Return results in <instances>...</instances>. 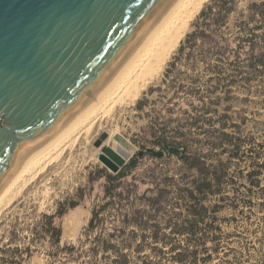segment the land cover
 Masks as SVG:
<instances>
[{
    "label": "rangeland",
    "instance_id": "obj_1",
    "mask_svg": "<svg viewBox=\"0 0 264 264\" xmlns=\"http://www.w3.org/2000/svg\"><path fill=\"white\" fill-rule=\"evenodd\" d=\"M209 1L200 3L161 67L145 83L135 90L127 88L119 93L103 112L71 134L53 155L25 176L2 202L0 264H84L86 257L71 256L61 248L76 246L79 240L85 239L83 230L91 210L102 202L104 179L101 171L111 172L99 158L101 147L109 145L125 158V165L131 158L136 159L126 182L137 185L135 208L146 210L151 216L144 230L134 225L128 227V230L136 229L131 239L133 246L139 243L147 246L139 256L133 252L130 254V264H140L143 257L157 264H173L174 252L169 246L193 243L201 244L202 248L195 264H264L263 79L257 77L246 83L237 80L227 89L218 88L211 97L214 103L209 106L210 111L201 114L197 122L190 125L182 111L198 101L192 98L189 102L182 96L176 98L175 89L164 78L165 69L180 45L178 42L192 30L195 19ZM247 2L238 0L236 10L242 9ZM177 73L200 77L195 86L202 92L205 81L212 75L200 64L194 68L180 65L170 75ZM175 129L183 135L180 138L189 140L181 145L186 154L197 157L208 154L210 164L225 167L219 193L210 194L203 201L204 220L197 223L199 232L194 237L177 233L172 229L173 222L169 221L175 212L178 213L177 223H183L187 217L186 202L177 199L167 202L166 198L175 197L170 193L160 199L163 204L150 205L151 199L170 184L167 180L190 182L198 176L195 169L188 170L177 157L181 147L165 146L161 150L152 143L151 132L169 133ZM214 132L226 134L227 139L234 138L239 145L238 154L228 141L209 149L207 143L214 142L210 138ZM103 135L105 138L100 141ZM98 142L100 145L96 146ZM254 161L261 166L260 171L257 176L249 178L248 173L256 170ZM156 184V189L146 191ZM71 201L78 202V205L58 217L59 206L66 207ZM46 216H51L52 225L60 229L58 244L49 233H44ZM76 219L80 222L78 229L64 234ZM105 221L106 232L112 226H120L116 219L111 221L106 216ZM95 234L94 230L90 236ZM150 246L162 247V252H150Z\"/></svg>",
    "mask_w": 264,
    "mask_h": 264
},
{
    "label": "water",
    "instance_id": "obj_2",
    "mask_svg": "<svg viewBox=\"0 0 264 264\" xmlns=\"http://www.w3.org/2000/svg\"><path fill=\"white\" fill-rule=\"evenodd\" d=\"M174 1L0 0V191L109 82ZM100 153L117 169L126 163L109 147Z\"/></svg>",
    "mask_w": 264,
    "mask_h": 264
},
{
    "label": "trees",
    "instance_id": "obj_3",
    "mask_svg": "<svg viewBox=\"0 0 264 264\" xmlns=\"http://www.w3.org/2000/svg\"><path fill=\"white\" fill-rule=\"evenodd\" d=\"M237 2L238 0H210L198 14L192 30L183 37V41L182 38L180 39L181 43L178 42L180 45H177L179 47L165 69L164 78L168 79L171 87L175 89L176 98L182 96L189 99V102L192 98L198 101V104L190 103L188 108L182 111V114L190 120V125H194L201 114L210 111L209 106L214 103L211 97L218 88L227 89L237 80L246 83L257 77H261L264 82V0H248L238 11ZM199 64L203 65L207 72L212 73L205 81L203 92L195 86L199 84L200 77L179 73L170 75L180 65L194 68ZM179 133L176 129L169 133L153 131L152 143L161 150L165 146L181 147L179 155L176 154L177 157L185 168L195 169L198 176L190 182L184 179L167 180L170 184L165 185L158 196L151 199L150 205H161L163 204L161 198L168 197L170 193L175 194L174 198H166V201L177 199L186 202L187 217L184 218L183 223L178 224V213L173 212L169 218V221L173 222L172 229L177 233H186L187 236L194 237L199 232L197 223L204 220L203 201L210 194L219 193L224 180L225 167L222 164H210L208 154L201 157L186 154L181 145L187 144L189 140L180 138L183 135ZM210 138L214 142L207 143L209 149L228 141L232 143L236 155L238 154L239 145L234 142V138L227 139L228 136L221 132L212 133ZM215 141H218V144ZM99 158L111 171L107 172L105 169L101 171V177L104 179L102 202L93 206L91 210L87 226L83 230L85 239L79 240L76 246H63L61 250L77 258L86 257L85 262L82 259L84 264H130V254L133 252L139 256L147 246L143 243L133 246L131 239L135 236L136 229L128 230V227L134 225L139 230H144L151 221V216L146 210L137 209L133 205L137 185L126 182L127 176L136 165V159L131 158L126 165L117 169L104 157ZM256 158L258 159V156ZM253 166L256 170L253 169L248 173L249 178L259 174L261 166L258 162L254 161ZM156 186L157 184L155 187L147 188L146 191H152L157 188ZM77 205L78 202L71 201L66 207L59 206L56 215L61 217L67 210ZM106 216L110 217L111 221L118 220L120 226H112L109 232H106ZM150 226L155 227L153 224ZM43 230L44 233H49L50 237H54L55 244L59 243L60 229L52 225L51 216H46ZM94 230L96 234L90 236ZM154 235H157L156 229ZM203 235L202 233L201 236ZM200 245L199 243L185 246L170 245V251L174 252L172 263H197L198 252L202 249ZM149 250L159 254L162 252V247L150 246ZM140 264L157 263L143 257Z\"/></svg>",
    "mask_w": 264,
    "mask_h": 264
},
{
    "label": "bare ground",
    "instance_id": "obj_4",
    "mask_svg": "<svg viewBox=\"0 0 264 264\" xmlns=\"http://www.w3.org/2000/svg\"><path fill=\"white\" fill-rule=\"evenodd\" d=\"M202 1H174L129 59L95 97L69 122L31 152L18 172L9 178L0 191V205L10 196L14 188L19 185L18 183L46 158L48 159L53 152L55 153L72 136L71 134L77 132L80 127L85 126L100 112H103L109 102L119 93L127 88L137 89L161 67L167 54L185 32L191 15ZM104 147L114 150L112 145ZM79 223V219L74 220L71 228L65 229L63 233L69 234L71 231L74 233L78 229Z\"/></svg>",
    "mask_w": 264,
    "mask_h": 264
}]
</instances>
